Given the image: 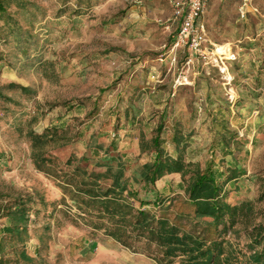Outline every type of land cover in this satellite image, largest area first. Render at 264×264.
Listing matches in <instances>:
<instances>
[{
  "label": "rangeland",
  "instance_id": "374dc122",
  "mask_svg": "<svg viewBox=\"0 0 264 264\" xmlns=\"http://www.w3.org/2000/svg\"><path fill=\"white\" fill-rule=\"evenodd\" d=\"M171 1L14 0L0 15V201L33 200L27 233L6 245L7 264H164L90 225L63 177L36 167L35 150L50 157L62 176L83 154L95 170L104 169L100 156H113L139 198H171L166 209L148 204L151 212L209 235L212 226L178 216L192 212L185 186L211 155L226 173L240 167L242 173L226 183L225 198L252 206L228 229L224 248L235 253L233 264H247L251 225L264 223V9L241 18L243 0H221L220 8L207 4L208 47L235 52L219 61L220 70L216 54L204 62L175 44ZM161 119L170 152L173 124L190 132L189 166L147 190L133 174L150 157L140 139L149 138ZM46 132L53 134L49 140L32 143L31 135ZM7 222L1 217L0 228ZM14 244L27 257L12 251Z\"/></svg>",
  "mask_w": 264,
  "mask_h": 264
},
{
  "label": "trees",
  "instance_id": "16d2710c",
  "mask_svg": "<svg viewBox=\"0 0 264 264\" xmlns=\"http://www.w3.org/2000/svg\"><path fill=\"white\" fill-rule=\"evenodd\" d=\"M12 1L14 0H0V15L7 14ZM17 3L21 5L22 2ZM8 85L20 87L15 82H9ZM0 95H3L1 91ZM163 126L164 120L161 119L149 138L140 139V149L149 153L150 157L134 172L133 180L142 182L147 190L161 176L172 172L182 173L189 166L185 152L190 132L183 133L173 124V151L170 152L161 135ZM52 135L51 132L34 133L31 135L32 143L45 142ZM232 137L223 136V143H228ZM95 152L98 153L97 150ZM33 154L37 168L56 178L63 177V186L70 191V198L79 205L84 213L83 218L90 225L95 229H102L105 234L131 250L148 252L164 264H233L230 258L235 253L233 250L225 251L224 235L236 223L239 213L252 206L250 200L233 203L225 198L226 183L232 182L242 173L240 167L229 166L226 173L211 155L202 169L194 170L185 186V201L191 205L192 212L181 210L178 216L191 218L194 225L212 226L213 234L209 235L185 229L179 223L171 221L166 213L151 212L148 204L166 209L171 204V198L165 195H156L153 199L139 198L137 189L124 175L122 165L113 164V156H100L97 162L104 165V169L95 170L89 169L87 156L83 154L80 156L83 162L77 161L72 170L62 176L50 157L38 150ZM32 201L31 198H8L0 201V218L7 217L9 220L0 228V264H7L11 259L5 254L6 245L20 242L27 233V221L33 211ZM133 201H137L138 205L135 206ZM250 234L251 251L246 262L264 264V223L252 224ZM258 243H261L260 248H257ZM10 249L16 251L19 257H27L24 250L18 252L16 244Z\"/></svg>",
  "mask_w": 264,
  "mask_h": 264
},
{
  "label": "built area",
  "instance_id": "2783aa9c",
  "mask_svg": "<svg viewBox=\"0 0 264 264\" xmlns=\"http://www.w3.org/2000/svg\"><path fill=\"white\" fill-rule=\"evenodd\" d=\"M209 0H172V14L168 18L171 23L176 24L175 44H183L191 55L195 54L204 62H211V55L216 54L219 69L224 59H233L235 52L231 46L227 51H219L215 46V51L208 47L210 40L207 36L203 23V14ZM247 0H243L238 6L239 17L243 18L247 12ZM211 52V54H210ZM220 61V62H219ZM219 62V63H218Z\"/></svg>",
  "mask_w": 264,
  "mask_h": 264
},
{
  "label": "crops",
  "instance_id": "0c3cea01",
  "mask_svg": "<svg viewBox=\"0 0 264 264\" xmlns=\"http://www.w3.org/2000/svg\"><path fill=\"white\" fill-rule=\"evenodd\" d=\"M220 2H221V0H209L208 2H207V4H209L212 8H214V7H218V8H220ZM250 2V1H249ZM207 6V5H206ZM247 8V11L248 12H251V13H255V10L256 11H258V9L260 8V9H264V0H254L253 2H250L249 3V5H248V7H246ZM206 9V8H205ZM263 15V17H264V13L262 14ZM203 19V18H202ZM203 23H204V20H203ZM204 26H205V23H204ZM206 29V28H205ZM209 38V37H208ZM210 40V39H209ZM226 45H223L220 49H224V47H225ZM227 47V46H226ZM219 49V50H220Z\"/></svg>",
  "mask_w": 264,
  "mask_h": 264
},
{
  "label": "bare ground",
  "instance_id": "6f19581e",
  "mask_svg": "<svg viewBox=\"0 0 264 264\" xmlns=\"http://www.w3.org/2000/svg\"><path fill=\"white\" fill-rule=\"evenodd\" d=\"M221 48V46L220 47H218V50L216 51V53H218L219 51H223V50H226V46L224 47V49H221V50H219Z\"/></svg>",
  "mask_w": 264,
  "mask_h": 264
}]
</instances>
